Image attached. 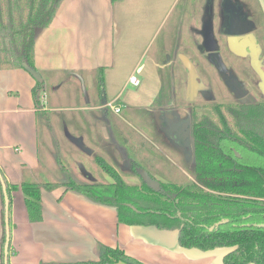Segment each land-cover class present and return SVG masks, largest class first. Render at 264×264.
<instances>
[{
    "label": "crops",
    "instance_id": "crops-1",
    "mask_svg": "<svg viewBox=\"0 0 264 264\" xmlns=\"http://www.w3.org/2000/svg\"><path fill=\"white\" fill-rule=\"evenodd\" d=\"M226 1L63 0L51 24L36 29L35 66L53 90L47 107L46 94L38 106L37 81L27 70L0 69V168L20 186L12 193L11 264H105L100 244L144 264H224L229 248H184L176 231L123 224L114 207L64 186L42 188L43 219L32 222L21 185L59 182L58 169L63 177L81 174L84 182H113L96 155L119 173L121 156L131 167L142 157V168L155 177H175L179 169L187 174L194 164L193 140L190 136L187 151L178 127L191 122L192 112L183 117L173 103L177 56L191 36L197 40L207 16L215 23L218 6ZM250 12L255 15L254 7ZM227 32L221 28L228 45ZM133 76L140 85L131 83ZM76 81L82 96L69 93ZM112 101L123 105L120 113L107 106ZM194 107L199 115L211 114L206 104ZM63 158L70 165L65 167ZM2 236L0 193V264Z\"/></svg>",
    "mask_w": 264,
    "mask_h": 264
},
{
    "label": "trees",
    "instance_id": "trees-1",
    "mask_svg": "<svg viewBox=\"0 0 264 264\" xmlns=\"http://www.w3.org/2000/svg\"><path fill=\"white\" fill-rule=\"evenodd\" d=\"M62 1L0 0V69L24 68L26 58L36 67V29L51 24ZM44 85L37 82L34 88L40 107L38 92ZM207 107L211 114L192 113L195 182L160 181L162 190L157 192L136 170L140 165L133 163L132 168L142 182L131 185L106 159L96 155V162L113 182L77 181L66 172L59 182L22 183L30 220L43 219L42 188L64 186L114 207L123 224L176 231L184 248L202 251L229 248L224 264H264V227L259 226L264 223V100L213 102ZM40 113L41 117L47 115L45 111ZM46 120L51 129L49 118ZM0 172L7 185L12 228V193L20 186L10 183L1 168ZM0 193L1 264H5L6 203L1 178ZM11 244L10 241L8 264H11ZM98 248L102 263L144 264L120 248L103 244Z\"/></svg>",
    "mask_w": 264,
    "mask_h": 264
},
{
    "label": "rangeland",
    "instance_id": "rangeland-1",
    "mask_svg": "<svg viewBox=\"0 0 264 264\" xmlns=\"http://www.w3.org/2000/svg\"><path fill=\"white\" fill-rule=\"evenodd\" d=\"M245 1L246 3L244 1V3L242 2V6L247 7L242 8L243 10L241 16L243 20L251 21L253 23V28L244 35H233L230 33L226 35L227 37H231L228 45L224 38V34H222L220 31V28H222L223 26L222 17H219V14L215 15L214 33L216 39L218 40L217 43L219 48H216V46H213V44L212 46L214 47L213 49L216 48L213 52L215 54L217 53V59H214V56H212L211 52L208 51V47L211 44H206V40L203 35L205 33H203V30L201 31V34H198L200 30L198 31V29H195L194 32L198 31L196 33L197 40L193 41L191 36V43L188 41L186 42L187 44H185L184 47L179 49V54L181 55L177 56V58H179L180 60L177 62L178 64H176L178 73H175L176 76L174 77L172 89H174L176 92L175 100L173 103L177 108H182V110L180 111L183 117L188 116L187 111L192 112L194 105H208L209 103L213 102H249L250 100H264V94L259 93L261 86L260 81L264 85V42L262 39L264 38V10L258 0ZM240 2L241 0H238L239 5ZM234 3H236V0H234ZM251 6L254 7L256 11L255 15H252L250 12L252 10ZM238 9L241 11L240 8ZM205 22L204 24H206ZM258 24H260L262 28H259ZM228 46L236 54H240L244 57L246 56V58L243 59V62L241 61L239 63L240 60L238 59H242V57L237 58L228 50ZM226 64H232L233 73L235 72L233 74L232 71L229 70L230 75L228 74L227 76L230 78H237L236 76L238 75L241 79L246 80L248 83V91L246 90L244 93L233 94L232 90L236 88H232L231 84L227 82V77L225 76V74H223V72L225 71L227 73ZM44 84V87L39 90V96L42 97L45 94L47 95L48 100H45V102H43L44 107H47L48 105H50V100L53 98V90L50 82H44ZM72 85L73 86L68 85L69 93L72 92L77 97L82 96V93L80 91L82 90L81 83L76 81L73 82ZM206 85L209 86L208 89L205 87ZM99 86L100 79H98L97 88ZM206 91L208 93H206ZM205 94H208V97ZM46 124L48 125V123ZM179 131L180 129L178 130V132ZM164 136L167 140L171 138L168 133H164ZM184 147H187V151H190V149L192 148L191 142L188 141ZM127 152L130 153V151ZM139 158L140 161L137 159V162L139 163V165H141L140 167L145 166V159H143L142 157ZM124 161L126 160L119 156V164L117 165V167L120 171V174L123 177H126L125 181L127 183L131 185L137 184L135 183L134 179H138V175L136 174L134 169L125 162L127 164L126 165ZM63 163L65 164V167L67 166V164L70 165L64 158ZM57 173L58 175L54 177H61V179L64 180V177L60 173L59 169ZM176 173L177 176L175 177H167L166 175L160 174L156 175L155 178H158L159 180L161 179V181L166 182L168 181L165 178L166 176L167 178H169V182L181 184L192 183L194 181L195 175L193 169H188L187 174L181 171V169H179ZM75 175L77 177V181H82L80 179L85 178L81 174L80 176L77 174ZM140 180L138 184H141L142 181ZM102 181L104 182L105 180Z\"/></svg>",
    "mask_w": 264,
    "mask_h": 264
},
{
    "label": "water",
    "instance_id": "water-1",
    "mask_svg": "<svg viewBox=\"0 0 264 264\" xmlns=\"http://www.w3.org/2000/svg\"><path fill=\"white\" fill-rule=\"evenodd\" d=\"M264 10V0H258ZM207 20H206V24H204V30H203V34L206 40V44H211L208 47V51L211 52L212 56H216L217 53L215 54L213 51L219 46L216 45L217 43V39L215 37V33H214V24H213V15H209L207 16ZM209 24V25H208ZM239 27V28H238ZM253 28V23L249 20H243L240 19V17H237V19H233L232 21V29L227 33V35L233 34V35H244L245 33L249 32L251 29ZM216 46L215 49H213L214 47L212 46ZM220 65V64H218ZM23 67L25 70H27L35 79L37 82H39L40 84H44V77L42 75V73L33 65H31V63L29 62V60L26 58L24 59L23 62ZM182 131V139L186 140V142L190 141V127H189V123H185L183 128L181 129ZM184 130V131H183ZM136 170L141 174V176L145 179V181L147 182V184L155 191L160 192L162 190L161 187V182L157 179H151L149 172L142 168V167H137ZM88 175V173H87ZM0 178L2 181V186H3V190H4V197H5V203H6V219H5V223H6V243H5V264H8V260H9V253H10V241H11V225H10V218L8 215V207H9V195L7 192V185L3 179V176L0 172ZM260 227H264V223L259 224Z\"/></svg>",
    "mask_w": 264,
    "mask_h": 264
},
{
    "label": "flooded vegetation",
    "instance_id": "flooded-vegetation-1",
    "mask_svg": "<svg viewBox=\"0 0 264 264\" xmlns=\"http://www.w3.org/2000/svg\"><path fill=\"white\" fill-rule=\"evenodd\" d=\"M242 5H243L242 2H240V5L238 4V0H236V3H234V0H227L226 3H220V5L218 6V13L217 14H219V17H222V21H223L222 22L223 23L222 28H223V30H225V32L230 31L232 29V21H233L234 18L237 19V17H240V19H243L241 14H242V10H243L242 8H245V7H243ZM238 8H240L241 11ZM220 31H221V28H220ZM228 50L231 53H233L237 58H241L242 57V59H238V60H240L239 63L241 61L243 62V59L246 58V56L244 57V56H242L240 54H236L233 50L230 49L229 46H228ZM213 58L217 59V56H214ZM227 65L228 64H226L227 73L225 71V72H223V74H225V76L227 77V82L229 84H231L232 88L233 89L236 88V89L232 90L233 94H235V93L236 94L237 93H244L246 90L248 91V83H247L246 80L241 79L238 75L236 76L237 78H230V77L227 76L228 74L230 75L229 70H231L232 73H233V65L232 64L228 65V66ZM232 103H239V102H232ZM193 111L196 112L195 107H193L192 113H193ZM191 121H192V119H191ZM184 124L185 123H183L180 127H178V130L180 129V131H182L181 129L183 128ZM189 127H190V136H191V122L189 123ZM180 131H179L180 137H181V140H183L182 139V132H180ZM183 142H186V140H183ZM193 161H194V157H193ZM192 169L194 171V164H193V168ZM195 181H196V177H194V181L193 182H195ZM182 184H187V183H182Z\"/></svg>",
    "mask_w": 264,
    "mask_h": 264
},
{
    "label": "built area",
    "instance_id": "built-area-1",
    "mask_svg": "<svg viewBox=\"0 0 264 264\" xmlns=\"http://www.w3.org/2000/svg\"><path fill=\"white\" fill-rule=\"evenodd\" d=\"M131 83H133L134 85H140V80L136 77V76H133L131 77L130 79ZM45 99V95H43L41 97V101L43 102ZM107 106L112 110L114 111L115 113H120L121 110H122V106L123 105H118V104H115L113 101L112 102H109L107 104Z\"/></svg>",
    "mask_w": 264,
    "mask_h": 264
}]
</instances>
